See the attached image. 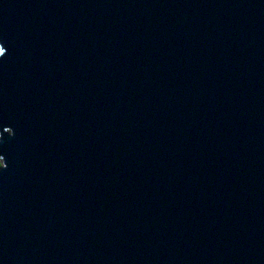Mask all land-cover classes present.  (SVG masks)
Masks as SVG:
<instances>
[{"label":"water","instance_id":"obj_1","mask_svg":"<svg viewBox=\"0 0 264 264\" xmlns=\"http://www.w3.org/2000/svg\"><path fill=\"white\" fill-rule=\"evenodd\" d=\"M0 41V264H264V0H0Z\"/></svg>","mask_w":264,"mask_h":264},{"label":"snow or ice","instance_id":"obj_2","mask_svg":"<svg viewBox=\"0 0 264 264\" xmlns=\"http://www.w3.org/2000/svg\"><path fill=\"white\" fill-rule=\"evenodd\" d=\"M7 55V48L3 41H0V59L4 58ZM5 129H8L9 127H4ZM13 131V130H12ZM7 168L5 158L3 156H0V171H3Z\"/></svg>","mask_w":264,"mask_h":264}]
</instances>
